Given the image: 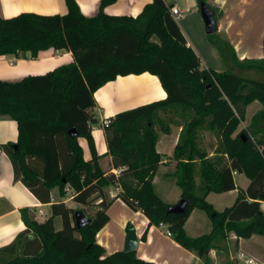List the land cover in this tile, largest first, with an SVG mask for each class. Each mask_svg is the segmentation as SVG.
Listing matches in <instances>:
<instances>
[{"label":"trees","instance_id":"1","mask_svg":"<svg viewBox=\"0 0 264 264\" xmlns=\"http://www.w3.org/2000/svg\"><path fill=\"white\" fill-rule=\"evenodd\" d=\"M65 1L66 15L0 16V56L29 52L37 57L54 49L71 51L74 57V62L45 74L16 82L0 80V116L14 119L19 130L16 144L0 148L13 164L15 180L40 202L51 205V216L42 223L31 209L20 210L26 230L0 248V264H155L139 258L136 251L107 254L97 243L114 202L108 200L105 188L116 185L121 187L116 198L141 211L151 225L166 224L171 237L205 264H212L211 250H227L232 232L244 239L264 236L260 206L264 201V57L241 60L229 41L215 38L211 41L228 69L203 68L165 0H153L137 17L106 14L104 8L117 0H101L98 14L92 17L82 14L77 0ZM239 69L256 72L260 78L241 74ZM144 73L159 79L167 97L110 119L105 127L108 151L120 173L106 175L92 136V126L99 123L94 94L118 76ZM254 101L262 109L240 130L246 108ZM174 115L182 119L172 176L182 198L189 200L183 214H167L171 204L158 196L153 184L162 164L157 128L170 133ZM72 128L78 132L74 138L69 135ZM205 129L219 136L220 155L227 156V163L210 159L201 150L200 132ZM80 137L89 142L91 160L84 159ZM234 171L246 174L251 183L239 192L232 207L218 212L206 197L235 190ZM56 187L62 196L73 191L72 200L90 219L85 227L77 229L75 209L52 201L51 190ZM88 207L94 208L92 215L86 212ZM195 208L212 221L211 232L197 237L185 229ZM56 217L62 220L60 229ZM127 231H133L131 226Z\"/></svg>","mask_w":264,"mask_h":264},{"label":"crops","instance_id":"2","mask_svg":"<svg viewBox=\"0 0 264 264\" xmlns=\"http://www.w3.org/2000/svg\"><path fill=\"white\" fill-rule=\"evenodd\" d=\"M152 1L117 0L115 3L106 6L104 12L111 16L137 17L145 6L152 3ZM189 1L195 2V0ZM77 2L82 14L87 17L95 16L100 10L101 0H77ZM165 2L170 8L174 6L178 7L183 12L182 15H184V11L180 8L178 0H165ZM206 2L215 10L219 26L218 33L223 34V39H226L233 45L239 59H262L264 57V25L259 31L256 45H244L241 40L244 36L243 33L237 32L235 35L232 33L234 26L243 17L242 13L244 10L242 6L257 2L264 3V0H206ZM25 12L43 15H66L68 8L65 0H0V16L3 18H12ZM176 20L188 41V45L194 49L178 18ZM237 35L238 39H236ZM72 62H74V57L72 52L68 50L48 49L41 51L37 57H32L29 52L21 53L17 56H0V80L16 82L26 76L45 74L61 65ZM139 88L142 93L137 94L133 91V89L137 90ZM166 97L167 93L159 79L150 73L118 76L116 80L107 83L94 94L96 100L94 112L99 119V123L92 126V136L95 142L96 153L100 157V167L106 175L113 173L118 177L120 170L114 167L113 158L109 154L103 121L111 119L118 112L162 100ZM261 109L262 105L253 113H250L247 109L245 119L242 122L246 124L244 125L245 128L251 123L253 116ZM181 129L179 127L176 132H170L163 136L160 135L157 144V150L164 160L154 177L153 184L158 196L171 205L178 203L182 198V190L177 185L175 177L172 176L176 170L177 161L169 159L173 157ZM18 137L17 122L8 116H0V146L16 144ZM78 142L83 149L84 159L87 161L91 160L93 153L88 140L80 137L78 138ZM213 156L214 153L212 151L209 157ZM233 176L237 187L235 190L224 193L211 192L206 197L208 203L218 212L232 207L237 201L239 192L247 190L251 183L250 178L244 173L234 171ZM120 190L121 187L119 185L113 186V189L111 186L105 188L107 197L111 194L114 202L107 211L110 221L98 232L96 239L97 243L106 249L107 254L120 251V249L114 248L115 245L109 241L108 236L110 234L107 232V228L112 221L111 210L115 204H120L121 208L125 211V217L118 222L122 230L121 243L123 246L125 245L128 234L127 227L131 226L139 239V246L136 250L139 258L155 264H205L195 252L187 250L172 237L168 236L164 229L151 225L149 219L141 211L132 210L120 198H116ZM68 192L70 197L67 203L65 200L59 201H63L67 204V207L73 209L76 206H80L72 200L73 191L69 189ZM51 198L53 202H59L57 200L56 188L51 190ZM260 206L264 212V201H261ZM24 208L31 209L35 217L36 214L44 212V216L39 219L40 221L36 217V220L41 223L51 216V205L40 202L21 181L15 180L13 164L7 153L0 148V248L8 246L20 233L26 230V225L22 220L20 212ZM185 229L190 236H201L211 232L212 221L205 211L195 208L186 221ZM144 235L145 239L143 238ZM259 237L262 239L263 249L253 252L250 250V244ZM263 239L264 236L261 235H253L248 239L237 238L235 233L232 232L227 238V250L219 251L213 249L210 251L209 256L212 264H223L221 262L229 258L232 260L235 252L232 247L236 248L238 252L237 257L240 253H245L250 257H253L252 255L254 254L260 257L264 263Z\"/></svg>","mask_w":264,"mask_h":264},{"label":"rangeland","instance_id":"3","mask_svg":"<svg viewBox=\"0 0 264 264\" xmlns=\"http://www.w3.org/2000/svg\"><path fill=\"white\" fill-rule=\"evenodd\" d=\"M178 2H179L180 8L184 11V15L179 17L178 21L181 24L184 31L186 32L188 36V40L191 42V44H193L195 51L199 55L201 59V66L203 68H209V69H212L218 72L226 71L228 69V66L224 62L217 47L211 41L212 39H215V38H224L223 34L219 32L213 35H208L206 33V27H205L204 20L199 10L198 0H195V2L189 1V0H178ZM242 8L244 10V12L242 13L243 17L237 22L236 26H234V28L232 29V33L235 35L237 34V32H242L244 36L242 37L241 40L244 45H247V44L256 45L259 31L264 25V3L257 2L254 4L253 3L249 4L247 6L243 5ZM238 38L239 37L237 35L236 39ZM239 72L244 75L255 76V77L260 78V76L256 72H253V71H246V70L239 69ZM133 91H135V93L137 94L142 93L140 88L137 90L133 89ZM259 103L260 102L258 101H254L246 108V111L248 109L250 113L255 112L258 109V107L261 105V103L260 104ZM173 118L174 120L171 121L170 123V129H171L170 132H176L178 131V128L181 127L178 123L182 122V119L177 115L176 116L174 115ZM241 124L242 125H240L239 127L240 130L244 129L245 128L244 125H246L245 123H241ZM157 129L161 136L166 134L162 132L159 129V127ZM199 146L201 150L206 152L208 158L217 159L219 162L224 163V164L227 163L228 161L227 156L220 155L222 152V149L220 148L221 144H220V139L217 133L212 132L207 129L202 130L200 132ZM212 151L214 153V156L209 157L210 152ZM169 159L174 160L173 157ZM163 160L164 159H162V161ZM111 188L113 189V186H111ZM118 194L119 192L117 193V195ZM56 195H57L58 201L65 200L66 203H67L68 198L70 197L68 190H67V194L65 196H62L60 194V190L57 187H56ZM108 200L109 201L113 200L111 194L109 195ZM82 209H83L82 206H76L75 208L76 211H79ZM85 210L89 215H92L94 213L93 207H88ZM111 215H112V221L110 222L107 228V232L110 234L108 236V239L112 244L115 245L114 248L123 250L124 246L121 243L122 230L120 229V224L118 222L120 221V219H123L125 217V211L121 208L120 204H115L111 210ZM43 216H44V212H40L36 214L37 220L41 219V217ZM55 224H56V227L62 228V220L60 217H56ZM232 249L233 251H235L234 258L232 260L230 258L223 260L221 263L238 264V259L236 256L238 252L235 247H232ZM262 249H263V243L260 237L257 238V240H255L252 244H250V250L253 252L261 251ZM252 256L256 260L257 264H264L260 257L254 254Z\"/></svg>","mask_w":264,"mask_h":264},{"label":"water","instance_id":"4","mask_svg":"<svg viewBox=\"0 0 264 264\" xmlns=\"http://www.w3.org/2000/svg\"><path fill=\"white\" fill-rule=\"evenodd\" d=\"M199 10L201 16L204 20L206 33L208 35H213L218 33L219 26L216 19L215 10L211 8L205 0H199ZM69 135L74 138L78 135L77 129L72 128L69 130ZM17 148V145H15ZM189 204V200L185 198H181L178 203L171 205L167 211V214H183L186 212L187 206ZM75 223L77 229L80 230L85 227L89 222L90 219L86 216V214L79 210L74 213ZM139 246V239L136 235V232L130 231L128 232L125 240V245L123 251L125 252H132L136 251Z\"/></svg>","mask_w":264,"mask_h":264},{"label":"built area","instance_id":"5","mask_svg":"<svg viewBox=\"0 0 264 264\" xmlns=\"http://www.w3.org/2000/svg\"><path fill=\"white\" fill-rule=\"evenodd\" d=\"M170 12L175 17V19L181 17L182 16V13H183L178 7H175V6L170 8ZM110 122H111L110 121V118L109 119H105L103 121V126L104 127H108L109 124H110ZM119 173H120V171H119ZM159 227L162 228V229H164L165 230V233L168 236L171 237V231L169 230V228L167 227L166 224L161 223L159 225ZM237 259H238V264H257L256 263V260L253 257H250V256H248L245 253H240L238 255Z\"/></svg>","mask_w":264,"mask_h":264}]
</instances>
